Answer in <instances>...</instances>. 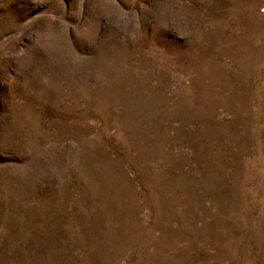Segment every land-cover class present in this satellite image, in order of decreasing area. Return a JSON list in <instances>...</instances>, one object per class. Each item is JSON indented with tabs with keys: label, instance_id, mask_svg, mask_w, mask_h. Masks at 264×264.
Here are the masks:
<instances>
[{
	"label": "rangeland",
	"instance_id": "rangeland-1",
	"mask_svg": "<svg viewBox=\"0 0 264 264\" xmlns=\"http://www.w3.org/2000/svg\"><path fill=\"white\" fill-rule=\"evenodd\" d=\"M0 264H264V0H0Z\"/></svg>",
	"mask_w": 264,
	"mask_h": 264
}]
</instances>
